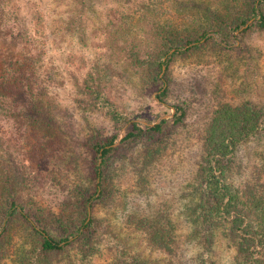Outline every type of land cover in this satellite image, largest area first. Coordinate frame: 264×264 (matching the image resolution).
Instances as JSON below:
<instances>
[{
	"label": "trees",
	"instance_id": "1",
	"mask_svg": "<svg viewBox=\"0 0 264 264\" xmlns=\"http://www.w3.org/2000/svg\"><path fill=\"white\" fill-rule=\"evenodd\" d=\"M17 1L0 0V127L9 134L3 146L0 137V264L10 256L14 264H57L64 258L71 263L75 250L85 255L101 250L108 264H145L135 249L138 243H132L136 237L150 254H173L179 234L169 215L130 214L121 226L96 215L115 199L106 171L119 149L116 136L88 139L96 158L92 187L75 185L73 201L56 209L37 201L34 167L46 168L63 146L73 150L61 139L65 112L38 82L40 66L33 51L46 34L41 6L37 4L31 15L26 9V21L7 8ZM70 3L74 25L82 26L89 0ZM251 30L264 34V0H140L129 11L119 12L112 37H122L127 67L150 71L149 81L159 90L155 118L166 114L162 107L173 110L172 117L153 126L148 118H130L108 96L103 67L96 61L76 85L73 99L76 108L98 112L116 129H124L122 145L147 142L137 156L135 173L136 186H146L144 172L171 148L172 133L189 127L194 115L187 100L173 107L165 104L169 86L161 77L163 65L180 58L217 69L207 70L208 78L202 76L207 85L196 80L192 87L200 103L191 133L200 147V160L193 179L198 201L186 220L193 227L192 237L208 248L215 234L224 240L234 252V264H264V104L227 99L233 91L264 88L262 50L243 41ZM209 34L218 35L220 42ZM10 50L20 53L18 59L7 56ZM254 142L262 145L260 159L244 176L238 152Z\"/></svg>",
	"mask_w": 264,
	"mask_h": 264
},
{
	"label": "rangeland",
	"instance_id": "2",
	"mask_svg": "<svg viewBox=\"0 0 264 264\" xmlns=\"http://www.w3.org/2000/svg\"><path fill=\"white\" fill-rule=\"evenodd\" d=\"M139 1L89 0L90 8L82 26L73 23V6L70 0H18L15 6L11 2L7 4L9 12H20L19 15L26 21V9L31 15L37 4L41 6L46 34L40 44L36 45L37 50L33 51L40 66L38 82H41L42 91L55 97L54 104L65 112L61 115V139L63 144H71L73 150L70 152L69 148L63 146L60 155L46 168L34 167L33 190L36 199L45 208L56 209L73 201L72 189L75 185L92 187L91 166L96 158L87 145L88 139L116 136L118 141L115 148L119 149L112 155L106 171L107 178L111 179L108 183L115 192V199L108 206L99 208L97 217L109 219L121 226L130 214L142 216L160 212L169 215L175 222L176 234H179L178 246L175 244L173 254H150L140 237L132 241L138 243L139 248H134L142 253L145 264H234V252L224 240L215 234L212 245L208 248L199 239L192 237L193 227L186 220L187 213L193 207L192 203L198 201L193 179L200 160V147L191 134L196 128L194 121L198 123L195 117L200 103L194 96L192 87L196 80L201 81L203 86L202 76L208 78L207 70L215 67L197 66L190 60L180 58L169 65H163L161 77L164 76V86H169L165 104L173 107L176 103L187 100L194 106V115L189 120V127L172 133L169 140L171 148L164 152L156 165L144 172L148 178L146 186H136L135 173L139 168L137 156L147 142L138 141L134 147L122 145L121 141L126 133L124 129H116L102 114L83 111L73 103L76 85L82 82L91 63L96 61L103 67L105 76L102 79L108 96L130 118H148L151 121L149 124H154L159 118L168 120L172 117L173 110L162 107L166 114L155 118V102L159 90L149 81L150 71L144 69L136 72L127 67L123 63L121 49L125 47V43L122 37H112L114 33L111 30L119 20V12L129 11ZM208 36L220 42L218 35ZM243 41L253 50H262L260 64L264 73V34L251 30L245 34ZM111 43L116 48L111 50ZM14 51L10 50L7 56L18 59L20 53ZM171 53L172 51L169 54ZM227 99L232 103L247 100L264 104V88H249L244 94L233 91ZM0 137L3 146L4 140L9 139V134L3 127H0ZM261 150L262 145L254 142L238 152L244 176L259 162ZM86 253L75 250L71 263L64 258L57 264H108L101 250L94 252V255H85ZM13 259L14 256H10L6 264H14Z\"/></svg>",
	"mask_w": 264,
	"mask_h": 264
},
{
	"label": "water",
	"instance_id": "3",
	"mask_svg": "<svg viewBox=\"0 0 264 264\" xmlns=\"http://www.w3.org/2000/svg\"><path fill=\"white\" fill-rule=\"evenodd\" d=\"M163 70H164V67H163ZM161 120H162V118H159V119L157 120V122H156V123H154V124H157V123H159ZM154 124H148V125H150V126H153Z\"/></svg>",
	"mask_w": 264,
	"mask_h": 264
}]
</instances>
